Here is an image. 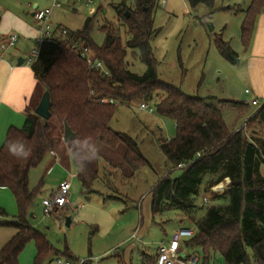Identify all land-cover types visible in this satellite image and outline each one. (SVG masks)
<instances>
[{
    "label": "trees",
    "instance_id": "trees-1",
    "mask_svg": "<svg viewBox=\"0 0 264 264\" xmlns=\"http://www.w3.org/2000/svg\"><path fill=\"white\" fill-rule=\"evenodd\" d=\"M159 1H118L117 16L129 36L125 44L119 27L112 24L99 27L105 39L101 46L95 44L91 34L97 14L103 12L99 6L81 30L66 28L65 42L47 41L41 45L31 71L42 92L44 87L50 89L51 117L44 120L37 116L34 110L38 104L28 106L23 126L10 127L0 148V187L11 191L18 208L15 217L0 208V227L17 230L0 251V264H19V256L30 242H34L37 250L34 264H49L52 257L58 259L59 255L75 260L68 249L59 252L31 225V210L43 181L30 189V173L48 155L68 153L83 192L91 194L99 171L90 162L82 172L79 164L89 144H104L113 149L127 146L124 163L133 176L149 162L128 134L111 128V121L119 106L134 107L153 101L157 103V114L175 123L177 134L171 140L158 142L169 168L151 191L152 221L172 214L181 222L189 221L196 226L195 236L185 242V248L201 251L202 264H210L216 254L222 256L225 264H264V138L251 140L243 128L231 130L220 109L159 79L152 47L158 35L153 12ZM186 1L190 9L204 5L212 11L216 3V0ZM262 13L264 0H252L244 12L241 35L245 46L250 45L257 17ZM74 42L89 47L108 75L90 68L70 48ZM217 46L223 56L235 55L222 39ZM129 52L145 65L143 75L128 68ZM65 122L76 133V138L68 143L64 141ZM249 122L264 123V105ZM13 139L23 141L31 149L27 159L9 154L7 143ZM179 165L183 167L178 168ZM178 169L181 175L173 177ZM199 210H205L201 218L196 215ZM65 211H69V206ZM113 256L118 264H128L121 252ZM157 257L158 252L154 256L143 253L141 264H156Z\"/></svg>",
    "mask_w": 264,
    "mask_h": 264
},
{
    "label": "rangeland",
    "instance_id": "rangeland-1",
    "mask_svg": "<svg viewBox=\"0 0 264 264\" xmlns=\"http://www.w3.org/2000/svg\"><path fill=\"white\" fill-rule=\"evenodd\" d=\"M118 1L95 0L91 6L86 7L85 0H72L54 10L52 21L64 24L70 30H81L87 18L95 15L99 6H102L103 12L97 14L91 34L93 41L101 46L105 34L99 31V27L112 24L119 27L125 44L129 36L125 34L123 21L117 16L115 5ZM53 2L54 0H0V18L5 9L14 10L21 20L34 27L37 23L31 13L34 12L35 5L44 9L51 7ZM251 2L252 0H216L212 11L204 5L190 9L186 0H160L153 12L158 35L153 39L152 47L161 81L179 88L189 96L202 98L207 104L220 109L231 130L243 128L247 138L252 140L264 138V123L249 122L264 105V13L257 17L250 45L245 46L241 25L244 12ZM13 19L4 18L0 23H11ZM13 34L19 36L17 31ZM21 39L17 44V48L23 50L21 55L28 54L32 48L37 47L35 42ZM220 39L229 44L234 56L227 58L221 54L217 46ZM127 62L133 73L144 74L145 65L139 59H133L130 52ZM246 90L250 93H246ZM39 91L42 95L41 87ZM252 98L259 101V107L251 104ZM150 104L155 108L153 113L140 111L138 104H134V107L119 106L111 121L114 131L128 134L138 144L143 157L149 162L148 166L132 176V170L124 163L126 145L113 149L98 144V155L91 161L100 174L94 184V192L85 194L81 183L77 179L72 180L70 196L83 200L91 208L86 209L88 217L95 211L101 225H93L90 220L82 222L77 217L80 208L77 213L62 212L60 217L43 214V199L49 198L52 190L57 191L62 178L76 172L74 164L68 162V153L56 154L60 162H55L48 155L39 168L30 174L32 190L43 181L42 191L37 195L31 210L30 223L59 252L68 249L75 259L71 260L73 262L85 260L87 264H118L113 250L120 246L121 254H126L128 264H140L143 252L154 256L159 244L171 234L175 226H192L189 221L177 223L172 214L156 218L159 224L151 223V191L169 168L158 142L174 138L177 129L172 120L157 114L155 101ZM181 173L178 169L174 171L173 177H178ZM201 199L200 197V202ZM204 214L205 210H199L196 215L201 218ZM103 215H109L111 218L108 219L111 221H102ZM68 217L72 220L69 226L66 225ZM141 219L149 225L142 232L139 231L140 239H133L132 244L123 243L135 228L140 229ZM111 222L113 225L109 229ZM130 245L135 247L129 248ZM31 246L34 247L33 242ZM58 258L67 261L62 255ZM220 263L225 264L219 254L210 260V264ZM49 264H58L57 258L52 257Z\"/></svg>",
    "mask_w": 264,
    "mask_h": 264
},
{
    "label": "crops",
    "instance_id": "crops-1",
    "mask_svg": "<svg viewBox=\"0 0 264 264\" xmlns=\"http://www.w3.org/2000/svg\"><path fill=\"white\" fill-rule=\"evenodd\" d=\"M38 8L39 7L37 6L36 9H38ZM31 16H32V13H31ZM9 17L14 18L11 23L9 21L6 22V24H4V25L3 24L1 25V23H0V36H2V37L7 36L9 34H13L14 31H17V33L19 34V40H20V38H22L21 40H24L26 42L27 41L28 42H35V44H36L37 24H36V26L34 25V27L27 25L23 20L20 19V16L18 14H16L14 12V10L11 11L9 9L4 10V12L0 18V21H3L4 18L7 19ZM53 24L55 26H61V25L64 26V24H59V23H57V24L53 23ZM22 51H21L20 47L17 48V46H16V48L6 57L5 60L8 63L3 65V70H2V72H0V148L2 147V145L5 141L6 134L9 130V128L10 127L21 128L25 122V117H26L25 116V110H26V108L28 106H31L34 104L37 105L41 99V96H42L40 91H39V86H38V84H37V82L33 76L32 71H31V68L27 67L25 65H22V66L18 65V59L20 57H24L27 55V54L21 55L23 53ZM8 65L12 66L11 69L8 68ZM253 99L254 98H252L251 101ZM50 157H51V159L53 157L55 159V162H60L57 160L58 156L56 154H51ZM68 162L70 163V160ZM66 165L67 164H65V166ZM67 167H69V165ZM38 168H36V169H38ZM36 169H34V170H36ZM34 170H32V171H34ZM73 179L78 180L76 172L71 173L69 177L62 178L60 180V182L63 180H69L71 182V187H72V180ZM57 188H58V186H57ZM57 188H56V190H57ZM55 192H56L55 189L52 190L49 197L52 196ZM88 195H90V194H88ZM87 199H89V197ZM0 208L4 209L7 214L9 213L10 215L9 214L8 215L10 217H15L17 215V213H16L17 204H16L14 196L9 189L3 188V187H0ZM78 208H80L81 210L78 212L77 217L80 218L82 222L90 220V222L93 225H96L95 223H98L99 225H101V222L97 221V216H96L95 211H93L92 213H94V214L91 215V217H93V218H91L90 216L88 217V213H87L86 209H89L90 207L87 204H85V202L83 200H81V199L79 200L78 198L75 199L73 196H70L69 211H74L77 213V210H79ZM172 216H174L176 218L175 220L177 223L181 222L180 219L177 218L175 215H172ZM108 218H111V217L109 215H103L101 219H102V221L105 222V221L109 220ZM109 221H111V220H109ZM71 222H72V220H71ZM151 223L152 224L153 223L159 224L156 221L155 222L151 221ZM161 223H163V221H161ZM109 224H110L109 225V229H110L113 224H112V222ZM148 225H149L148 223L144 222V220L141 219L140 229L135 228V230H133L131 235H129L126 240H123V243L130 242L129 244H132V242H133L132 236L135 232H137V235H138L137 240H139L140 239L139 238V235H140L139 231L142 232V230L145 229ZM179 227H180V225L175 226L174 229L172 230L171 234L176 229H178ZM16 233H17V230L14 228L0 227V251L13 238V236H15ZM171 234L167 235V237L164 241H167L170 238ZM134 240H136V239H134ZM185 242L183 243V247L185 246ZM141 243H143V242H141ZM117 246H119V244ZM131 247L133 248L135 246L130 245L129 248H131ZM119 249H120V246H119ZM119 252H121V251H119ZM186 252L189 254L194 253V252L201 253V251H199L197 249L186 250ZM143 253H145V252H143ZM36 255H37V250H36L35 244H34V247H32L31 242L28 243V245L25 247L24 251L19 256V259H18L19 264H34V259H35ZM142 261H143V257H142ZM220 264H223V263H220Z\"/></svg>",
    "mask_w": 264,
    "mask_h": 264
},
{
    "label": "built area",
    "instance_id": "built-area-1",
    "mask_svg": "<svg viewBox=\"0 0 264 264\" xmlns=\"http://www.w3.org/2000/svg\"><path fill=\"white\" fill-rule=\"evenodd\" d=\"M72 0H54L53 5L49 8L35 9L34 20L37 23V47L33 48L29 54L24 56V64L30 67L37 61L40 54V47L44 42H65L67 40L68 30L64 26H55L52 22L53 12L55 9L62 8L63 4H69ZM77 2L80 0H76ZM95 0H85V6L89 7ZM165 1H163L164 3ZM76 5V3H74ZM19 42V36L15 34H9L7 36H0V59L5 60L6 57L16 48ZM70 48L78 54L80 58L87 62L90 68L100 71L108 75V72L104 69L103 63L93 57L91 49L87 46L79 45L74 42L70 44ZM246 93H250L246 90ZM251 104L254 106H260L258 100L253 99ZM140 111L149 113L155 112V108L150 103L138 104ZM183 165H179L178 168H182ZM71 182L69 180H63L59 183L57 191L49 198L43 199L41 206L43 214L45 216H57L60 217L61 213L68 208L70 201ZM204 203H208L207 198L203 199ZM196 226L192 224L191 227H179L170 236L167 241L159 244L157 252L158 257L156 264H202L203 257L197 253H187L183 243L195 236ZM133 239H138L137 232L132 236ZM120 251L119 247L113 250V255ZM58 264H87L85 260H79L76 262L67 260L63 261L60 258L57 259Z\"/></svg>",
    "mask_w": 264,
    "mask_h": 264
},
{
    "label": "clouds",
    "instance_id": "clouds-1",
    "mask_svg": "<svg viewBox=\"0 0 264 264\" xmlns=\"http://www.w3.org/2000/svg\"><path fill=\"white\" fill-rule=\"evenodd\" d=\"M6 60L0 59V72L3 70V65L7 64ZM11 65L8 68L11 69ZM7 150L10 155L17 159H27L31 155V149H29L25 143L19 139H13L8 141ZM98 155V148L95 145L89 144L83 153V158L79 164V170L85 171L87 168V163H90Z\"/></svg>",
    "mask_w": 264,
    "mask_h": 264
},
{
    "label": "water",
    "instance_id": "water-1",
    "mask_svg": "<svg viewBox=\"0 0 264 264\" xmlns=\"http://www.w3.org/2000/svg\"><path fill=\"white\" fill-rule=\"evenodd\" d=\"M37 8V5H35L34 9ZM105 12V11H104ZM32 16H34V12L32 13ZM129 16V14H127ZM25 59L23 57H20L18 59V65L22 66L24 64ZM51 105H52V99H51V92L48 87H44L43 94L41 96V99L36 106L34 113L41 117L44 120H48L51 117ZM64 141L70 142L73 141L76 138V133L72 130V128L69 126L67 122L64 124ZM71 224V218L68 217L66 220V225L69 226Z\"/></svg>",
    "mask_w": 264,
    "mask_h": 264
}]
</instances>
